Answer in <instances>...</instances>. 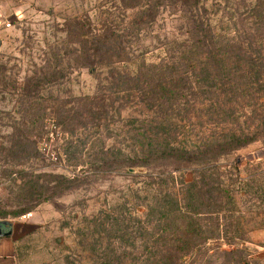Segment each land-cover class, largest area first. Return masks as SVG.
Wrapping results in <instances>:
<instances>
[{"label":"trees","instance_id":"obj_1","mask_svg":"<svg viewBox=\"0 0 264 264\" xmlns=\"http://www.w3.org/2000/svg\"><path fill=\"white\" fill-rule=\"evenodd\" d=\"M208 3L209 0H106L94 17L77 16L72 25L61 30L71 39L58 43L54 63L47 61V66L32 70L24 80H14L25 127L14 126V133L0 150L12 164L33 157L36 143L26 125L36 117L58 115L70 132L76 125L85 128V124H96L101 128L110 124V107L116 104L108 101L112 94L122 100L119 110L123 113L138 110V118L128 124L139 122L141 130L136 143L124 153V167L147 171L153 162L161 161L169 167L167 175L172 180L166 184L167 189L162 180L160 187L149 190L150 194L145 191L147 207L141 215L148 221L138 229V246L147 252L135 258L125 256L126 264H196V252L209 242L221 238L230 246H242L247 241L240 236L234 239L220 235L221 227L232 231L233 220L238 222L239 218L231 219L232 214H227V203L234 201L233 190L230 183L221 180L218 171L224 157L264 138V0H215L213 9L208 8ZM166 21L175 23L180 33L177 38L182 36L180 42L175 38L170 45L135 49L127 45L132 38L140 40L152 31L162 32L168 26ZM156 37L160 42L161 34ZM52 67L55 74L47 76L44 70ZM58 68L60 75L56 76ZM82 70L95 74L97 83L92 93L82 96L76 111L50 106L39 94L44 84L57 83ZM188 91L195 99L202 98L198 101L207 99L199 105L209 104L211 123L216 125L209 130L203 126L196 134L189 130L174 134L177 123L191 122L193 118L186 108L191 101ZM166 108L186 115L169 119L152 116ZM181 135L185 139L177 141ZM98 140L99 150L104 152L102 140ZM188 171L194 178L178 183L176 175L182 177ZM19 175V197L38 199L39 203L49 199L50 187L40 184V176L25 172ZM60 178L58 185L62 183ZM35 206L4 213L19 217ZM158 214L154 229L152 220ZM231 251L223 250L226 255ZM103 261L115 264L112 257L103 256ZM245 263L248 264L244 259L238 264Z\"/></svg>","mask_w":264,"mask_h":264},{"label":"rangeland","instance_id":"obj_2","mask_svg":"<svg viewBox=\"0 0 264 264\" xmlns=\"http://www.w3.org/2000/svg\"><path fill=\"white\" fill-rule=\"evenodd\" d=\"M105 1L0 0V150L7 145L14 126H24L14 80H24L32 75V70L47 66V61L54 63L58 59V43L71 39L61 30L72 25L77 16L94 17ZM214 7L215 0H209L208 8ZM166 22V29L158 32L160 42L156 37L158 33L152 31L143 39H130L127 45L135 49L170 45L175 38L180 42L182 36L177 38L180 33L175 23ZM52 50L56 55H52ZM64 62H68L67 57ZM56 70L59 76L60 68ZM44 72L47 76L55 74L53 67ZM95 77L88 70L75 71L63 80L58 79L57 83L44 84L39 94L50 106H65L76 111L82 96L94 91ZM202 79L206 78L202 76ZM187 95L191 100L186 106L187 113L193 118L191 122L177 123V130L172 132L189 130L196 134L197 129L205 128L203 126H208L209 130L216 125L211 123L209 104L199 105L207 99L198 101L202 98L195 99L191 91ZM113 100L116 104L115 108L110 107V124L101 128L96 124H85V128L76 125L75 131L70 132L58 115L36 117L32 124L26 125L36 143L33 157L12 164L0 154V221L11 224L23 221L30 225L29 233L18 245L20 264H107L103 256L114 258L115 264H126L125 256L135 258L138 253L147 252L138 246V235H141L138 229L148 221L141 215L146 211V196L149 190L160 187L162 180L163 188L167 189L166 184L172 179L167 175L169 167L161 161L153 162L147 171L142 167H124V153L128 146L136 143L141 124H128L129 120L138 118V110L123 113L119 110L122 102L119 95L112 94L108 101ZM162 110L152 116L169 119V116L186 115L180 110ZM169 127L172 128V124ZM98 139L102 140L104 152L99 150ZM184 139L181 135L176 140ZM219 164L221 180L230 183L234 195V201L227 203V214H232L231 219L239 218L238 222L233 220L232 231L221 227L220 235L234 239L240 236L247 241L242 246H230L221 238L209 242L196 252L199 259L196 264H238L244 259L248 264H264V138L224 157ZM19 172L40 176V184L50 187L49 199L39 203L38 199L19 197ZM176 177L178 183L183 179L188 182L194 174L188 171ZM57 178L62 180L59 185ZM34 205V210L19 217L4 213ZM158 217L159 214L152 220L154 229ZM224 249L233 253L226 255Z\"/></svg>","mask_w":264,"mask_h":264},{"label":"crops","instance_id":"obj_3","mask_svg":"<svg viewBox=\"0 0 264 264\" xmlns=\"http://www.w3.org/2000/svg\"><path fill=\"white\" fill-rule=\"evenodd\" d=\"M29 223L23 221L14 222L7 230L12 233L0 238V264H20L18 258V245L20 239L30 231Z\"/></svg>","mask_w":264,"mask_h":264},{"label":"water","instance_id":"obj_4","mask_svg":"<svg viewBox=\"0 0 264 264\" xmlns=\"http://www.w3.org/2000/svg\"><path fill=\"white\" fill-rule=\"evenodd\" d=\"M11 223L9 222H0V238L4 236H9L12 231L9 229L7 230V227H9Z\"/></svg>","mask_w":264,"mask_h":264},{"label":"built area","instance_id":"obj_5","mask_svg":"<svg viewBox=\"0 0 264 264\" xmlns=\"http://www.w3.org/2000/svg\"><path fill=\"white\" fill-rule=\"evenodd\" d=\"M27 217V216H26Z\"/></svg>","mask_w":264,"mask_h":264}]
</instances>
